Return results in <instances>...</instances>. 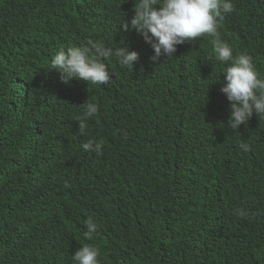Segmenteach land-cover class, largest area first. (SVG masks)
Returning a JSON list of instances; mask_svg holds the SVG:
<instances>
[{
	"label": "trees",
	"instance_id": "trees-1",
	"mask_svg": "<svg viewBox=\"0 0 264 264\" xmlns=\"http://www.w3.org/2000/svg\"><path fill=\"white\" fill-rule=\"evenodd\" d=\"M231 2L220 37L264 76V0ZM134 14V0H0V264H76L85 244L101 264H264V118L230 127L211 37L153 62L123 29ZM90 40L139 59L103 61L106 85L63 83L52 57Z\"/></svg>",
	"mask_w": 264,
	"mask_h": 264
},
{
	"label": "clouds",
	"instance_id": "clouds-1",
	"mask_svg": "<svg viewBox=\"0 0 264 264\" xmlns=\"http://www.w3.org/2000/svg\"><path fill=\"white\" fill-rule=\"evenodd\" d=\"M234 11L231 0H134V16L122 24L124 31L134 30L151 45L155 55L172 57L177 46L198 37H211L213 53L219 62L230 66L224 71L226 84L221 91L231 101L230 127L247 126L255 115L264 118V76L256 70L253 58L244 53L234 54L233 47L220 37L226 15ZM115 56L122 67L133 68L139 53L128 47L113 50L100 41H88L87 45H72L58 50L51 60L50 70L61 74V81L70 84L73 80L92 85H106L112 80V72L103 62ZM83 115L77 118L81 134L88 130V121L98 113V106L89 100L83 104ZM85 152L102 154L103 144L89 140L82 146ZM249 151L248 144H241ZM84 238L91 240L98 224L89 217ZM101 253L94 245H82L73 259L76 264H101Z\"/></svg>",
	"mask_w": 264,
	"mask_h": 264
}]
</instances>
